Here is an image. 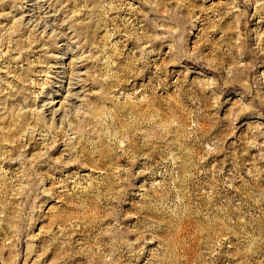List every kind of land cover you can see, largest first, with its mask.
Here are the masks:
<instances>
[{
	"label": "rangeland",
	"instance_id": "1",
	"mask_svg": "<svg viewBox=\"0 0 264 264\" xmlns=\"http://www.w3.org/2000/svg\"><path fill=\"white\" fill-rule=\"evenodd\" d=\"M0 264H264V0H0Z\"/></svg>",
	"mask_w": 264,
	"mask_h": 264
},
{
	"label": "bare ground",
	"instance_id": "2",
	"mask_svg": "<svg viewBox=\"0 0 264 264\" xmlns=\"http://www.w3.org/2000/svg\"><path fill=\"white\" fill-rule=\"evenodd\" d=\"M41 7H42V6H39L40 9H41ZM39 8H38V9H39Z\"/></svg>",
	"mask_w": 264,
	"mask_h": 264
}]
</instances>
